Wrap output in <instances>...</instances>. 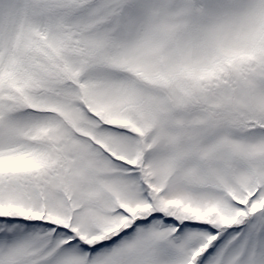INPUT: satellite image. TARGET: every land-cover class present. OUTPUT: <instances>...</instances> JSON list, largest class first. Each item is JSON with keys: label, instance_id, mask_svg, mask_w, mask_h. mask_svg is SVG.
<instances>
[{"label": "snow or ice", "instance_id": "snow-or-ice-1", "mask_svg": "<svg viewBox=\"0 0 264 264\" xmlns=\"http://www.w3.org/2000/svg\"><path fill=\"white\" fill-rule=\"evenodd\" d=\"M0 264H264V0H0Z\"/></svg>", "mask_w": 264, "mask_h": 264}]
</instances>
